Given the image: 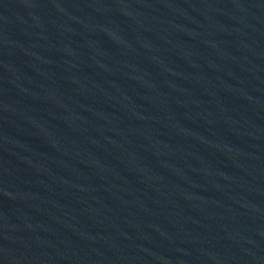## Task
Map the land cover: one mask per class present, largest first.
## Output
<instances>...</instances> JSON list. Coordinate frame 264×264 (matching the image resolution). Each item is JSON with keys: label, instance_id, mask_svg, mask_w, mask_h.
Here are the masks:
<instances>
[{"label": "water", "instance_id": "water-1", "mask_svg": "<svg viewBox=\"0 0 264 264\" xmlns=\"http://www.w3.org/2000/svg\"><path fill=\"white\" fill-rule=\"evenodd\" d=\"M0 264H264V0H0Z\"/></svg>", "mask_w": 264, "mask_h": 264}]
</instances>
